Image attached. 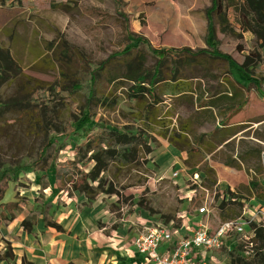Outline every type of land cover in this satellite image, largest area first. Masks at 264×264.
Masks as SVG:
<instances>
[{
    "label": "rangeland",
    "instance_id": "374dc122",
    "mask_svg": "<svg viewBox=\"0 0 264 264\" xmlns=\"http://www.w3.org/2000/svg\"><path fill=\"white\" fill-rule=\"evenodd\" d=\"M118 2L121 3L119 9L115 0H25L21 7L12 5L2 7L0 47L9 50L19 71L2 86L1 105L10 101H22L32 93L40 95L41 89L54 86L57 89V94L53 97L56 116L60 121L71 119L72 107L76 115H80V108L87 107L95 115L96 123L103 120L117 127L133 125L146 128L142 121L143 106H139L126 96L131 84L117 88L116 85L106 86L102 82L99 84L97 93L109 96L111 100L117 102L111 109L108 105L98 104L97 101L89 103L82 92H72V86L83 80L87 70L94 69L123 48L126 43L124 18L117 11L125 13L131 30L146 38L154 48H190L178 46L192 35L186 32L188 23L186 21L192 17L194 25L201 28V19L206 20V10L211 7L212 0H118ZM54 4L61 6L54 8ZM215 27L219 50L228 55L239 67L247 63L246 77L235 73L232 75H237L236 78L242 80L247 88L249 99L251 98L247 111L259 121L255 134L264 140V48L253 34L246 33L243 38L237 39L222 34L219 25L216 24ZM204 32L203 36L201 28L192 36L195 40L201 38L200 40L205 43L207 22ZM190 49L202 50L201 47ZM155 63V58L147 56V68ZM206 69V72L196 68L191 71L185 69L177 78L185 81L196 79L198 82L202 79L205 91L211 96L218 87L216 85L227 79L228 65L219 59L207 65ZM164 72L171 78L169 63L165 64ZM124 73V61L112 59L106 65L102 81ZM211 75L217 76V79L214 80ZM210 80L214 81L207 85ZM157 94L162 101V104L157 106L158 116H170L172 123H177L182 117L194 113V109L190 107H181L178 100L170 96L165 89L157 90ZM150 101L147 97L143 105ZM40 121L39 109L34 111L32 108L19 106L1 114L0 163L3 168L26 166L36 160L38 149L45 137L38 126ZM159 128V125H153L151 130L153 138L150 142L152 153L148 156L141 155L137 162L141 166L131 171L127 169L117 175L116 194H101L93 203H89L79 192L72 191L62 194L60 202L55 199L53 217L64 225L65 230L60 233L52 229V233L65 236L68 226L79 227L82 223L84 228L81 227L80 231L84 230L81 232L83 236L81 240L84 243L90 241L88 245L93 246V250L97 251L99 246L108 248L107 244L115 252L125 250L127 253L135 247L136 240L146 231L145 227L174 230L182 225V217L195 215L201 207L208 210L209 226L213 229L218 228L222 223L218 215V203L214 201L215 196L237 191L240 188H236L240 177L245 180L247 172L243 169L230 171L229 174L224 173L223 182L218 184L217 189L206 190L202 187V179L199 178V170L205 164L199 163V155L192 156L188 160L189 163H182L180 154L177 156L180 157L178 159L181 163L177 158L170 163H158L161 162L166 146ZM60 142L63 149L58 154V162L74 161L76 153L71 140ZM261 148L264 151V145ZM215 165L219 166L220 171L224 170L220 163ZM91 166L90 161H85L78 164L77 168L81 172H86ZM174 172H178L179 176L174 178ZM40 175L41 173L29 170L21 172L18 180L10 183L2 203L15 202L16 193L34 202L39 196L40 189L35 180ZM25 177L30 182L26 181ZM109 177L113 179V172ZM46 193L48 197L49 191ZM242 203H245V212L241 220L249 225L253 219L258 227L264 228V203L257 199H249ZM14 214L16 218L12 222L14 224L21 223L26 216L23 208L14 211ZM42 225L43 223L39 226ZM248 225L242 234H232L225 241L226 245L222 250L203 251L201 254L203 259L211 264H244L233 263L230 255L238 240L249 243L247 255L252 249L255 252V249L264 247V237L261 239L255 237L254 231H249ZM114 243L119 246H114Z\"/></svg>",
    "mask_w": 264,
    "mask_h": 264
},
{
    "label": "trees",
    "instance_id": "16d2710c",
    "mask_svg": "<svg viewBox=\"0 0 264 264\" xmlns=\"http://www.w3.org/2000/svg\"><path fill=\"white\" fill-rule=\"evenodd\" d=\"M24 1L0 0V9L8 5L21 7ZM115 1L117 2V9H119L118 6L121 3L118 0ZM60 6V4L53 5L54 8ZM117 12L124 18L123 28L126 43L121 51L110 55L106 61L98 64L94 69L87 70L83 80L76 82L71 90L72 92H82L89 103L97 101L98 104L108 105V108L111 109L116 106L117 102L111 100L109 96L105 97L101 93L98 94L99 84L102 82L106 86L116 85V88L131 84L126 91V96L128 99L137 102L139 106H143L142 121L146 128L133 125L117 127L103 120L96 123L95 115L87 107L85 109L80 108V115H76L75 111H72L74 108L72 107L71 119L60 121L56 116L53 97L57 94V89L54 86L41 89L40 95L32 93L22 101H10L2 105L0 101V118L4 112L12 111L19 106L27 109L32 108L34 111L39 109L41 121L38 126L45 136L43 144L38 149L36 160L30 165L6 169L0 163L1 220L4 223L8 224L14 220V211H20L23 208L26 213L25 219L21 223L23 232L31 233L40 223H43L46 228L64 232L63 227L53 217L56 208L54 206L55 199L60 202L61 195L70 191L84 195L89 203L96 201L101 194L114 195L117 193L115 187V183L118 182L117 175L127 169L131 171L141 166L140 163H137L141 155L148 156L152 153L150 142L153 133L151 130L155 124L159 126L163 124L158 121L159 116L156 111L157 106L162 104L157 90L162 88L173 95L190 90L193 92L190 99L193 100L194 104L198 103L202 107L203 96L208 93L204 88L193 89L188 87L189 85L182 84L181 81L183 80L177 78L181 71L185 69L191 71V69L196 68L206 72L207 65L220 59L228 65L227 79L228 75L233 76V73L245 76L247 63L239 67L228 55L219 50L216 24L219 25L222 34L233 38L241 39L246 33L253 34L264 48V0H212L211 7L206 10V48L197 51L190 48L156 49L146 38L131 30L125 13ZM147 56L156 59V63L150 68L146 67ZM112 59L124 61L125 73L114 75L104 82L102 77L106 65ZM166 63H169L171 78L165 75L164 66ZM18 71L19 69L9 50L0 47V90L10 80V77L17 74ZM211 77L215 78L214 80L217 79V76L211 75ZM232 84L230 81L229 87L222 89V86H218L211 96L208 94L210 98L208 101H204V106L210 108L195 117L197 122H200L201 119L207 121L215 119L213 109L218 110V113L230 111V113L235 114L243 108L249 97L246 95L244 99V94L234 90ZM147 97L151 101L143 105ZM194 98H196L195 101ZM228 120L227 116L222 127L227 125ZM168 130L169 128L166 129L167 132ZM175 132L173 131L169 138L170 142L177 138L183 145L188 144L186 137ZM226 132H229L228 135L230 136L237 133L233 129L217 128L210 137H216L218 134H225ZM60 140H71L76 153L74 161L58 162V154L63 149ZM226 148L231 153L225 163L222 164L239 171L244 169L249 181L247 185H242L237 191H228L222 196L218 194L215 196L214 201L218 203L217 210L221 223L241 220L245 212L243 201L257 199L264 203V151L248 147L244 141H240L236 158H233V154L236 152L235 141L226 145ZM85 161H90L92 166L88 171L81 172L77 165ZM28 170L41 173L39 178L35 180L36 184L40 185L39 196L34 202H31L16 193L15 202L2 203L10 188V183L16 182L20 173ZM112 172L113 179L109 177ZM199 176L202 179L203 188L206 190L217 189V175L209 163H205L204 167L199 170ZM25 179L29 181L28 178L25 177ZM47 190L49 191L48 197L46 196ZM248 226L249 231H254L255 237L259 239L264 237V228L258 227L253 221ZM248 245L249 243L238 240L233 250L230 251L233 263L264 264V247L255 249V252L252 249V251H248L247 255ZM13 259L14 255L7 243L5 250H0V261L10 262ZM23 264L32 263L23 260Z\"/></svg>",
    "mask_w": 264,
    "mask_h": 264
},
{
    "label": "crops",
    "instance_id": "0c3cea01",
    "mask_svg": "<svg viewBox=\"0 0 264 264\" xmlns=\"http://www.w3.org/2000/svg\"><path fill=\"white\" fill-rule=\"evenodd\" d=\"M186 23V32L188 34H192L194 36L196 32L198 33V31L203 28L204 36V31L206 28L205 18L201 19V28L194 25L192 17H189ZM192 35L189 36L190 39L184 40V43H181L182 45L178 46H189L190 48L201 47V49H205L206 44L202 40H200L201 38L198 39V41L195 40ZM153 42L155 43V41ZM236 76L237 75H228L227 80L218 83L216 86H222V89H224L226 87H229L231 81L233 83V89L239 93L241 92L242 94H244L245 99L246 95H248V91L246 90L247 88L244 82L242 80H239V78L237 79ZM199 80H201L199 81L200 83L196 79L188 81L183 80L181 81V83H184L186 86L189 85L188 87H191L193 89H196L198 87L204 88V81L202 79ZM211 82L212 80L208 81L207 84L210 85ZM217 82L218 81H216V83ZM168 93L171 94L170 96L178 100V104L181 107H190L191 109H194V113L187 115L186 117H182V119L178 120L177 123H172L170 116H159L158 121L163 123L160 124L159 130L161 129L160 131H162V141L166 146L164 147L165 152L162 155L161 162L159 161L158 163H170L171 161H176V158H180L179 156H177V154H180V156L182 157V163H189L188 160L192 156L199 155V163H209L216 172L218 184H222V179H224L225 177L224 173L229 174L230 171L236 170L222 164L225 163V161L228 159L227 157L231 153L229 152V149L226 148V145L235 141L236 152L233 154V158H236L237 148L239 147L240 141H244L248 147L262 149L261 146L264 145V140L258 138V135L255 134L256 126L259 121H256V117L251 115V113L247 111L251 102V98L243 106V108L235 114L233 112L230 113V111H225V113H218V110L213 109V115L215 116V119L213 118L210 121L201 119L200 122H197L195 120V117L200 115L202 111L210 108L204 106V101H208L210 98L208 94H205L203 96V103L201 107L198 103L194 104L193 100L190 99L193 95V92H191L190 90L188 92L174 93V95L171 92ZM195 99L196 98H194V101ZM227 116L229 119L226 123L227 125L222 127V124H224ZM207 127L212 129L206 130ZM167 128H169L168 132L166 131ZM217 128L233 129L237 133L233 136H230L228 135L229 132H226L225 134L220 133L216 137H210L211 133ZM173 131H176L183 137H186L188 140V144L183 145L177 138H174V140L170 142L169 138L171 137ZM178 160L181 163V160ZM215 163H220V166L224 170L220 171L218 169L219 166L215 165ZM248 181V175H246L245 180L240 177L239 183L238 185H236V188L241 187L242 185H247ZM208 217L209 213L199 214L198 212L195 215L182 217V225L180 227H176L173 231L177 236L183 238L190 236L192 232L199 228L201 225H205L208 227V229L214 230L209 226L207 222ZM14 220L9 222L8 224L4 223L1 220L0 202V250L4 251L8 243L14 255V259L12 261H0V264H23V260H26L27 262L32 264H149L144 256L137 253L135 247H133V249L127 253L125 250L115 252V250L111 249L107 244L106 246L108 248L99 246V248H97V251L93 250V246L90 247V245H88L90 241L84 243L81 240L83 237L81 232L84 230L81 229L80 231L81 227L84 228V225L82 223L79 227L68 226L69 229L67 231V234L65 236H59V234L57 233H52V228H46L44 225L40 227L39 225L42 223L38 225L39 227L36 226L31 233L23 232L21 227V223L23 220L19 224L12 223ZM57 222L65 230L64 225H62V223H60L59 221ZM148 229L149 227H145L146 231L144 233H146ZM71 231L74 233L69 234V232ZM91 243L94 244L93 241H91ZM114 246L118 247L119 245L114 243ZM167 248L168 247L164 246L162 248V251L166 250ZM201 254L202 253L200 251L197 255L199 258H196L197 262L200 261L202 257Z\"/></svg>",
    "mask_w": 264,
    "mask_h": 264
},
{
    "label": "built area",
    "instance_id": "2783aa9c",
    "mask_svg": "<svg viewBox=\"0 0 264 264\" xmlns=\"http://www.w3.org/2000/svg\"><path fill=\"white\" fill-rule=\"evenodd\" d=\"M178 176V172L173 173L174 178ZM196 177L198 178V175ZM198 213L207 214L208 210L201 207ZM246 225L248 224L244 220L222 223L214 230L201 225L190 236L183 238L171 229L153 227L136 240L135 249L149 264H211L204 260L203 256L197 262L198 253L222 250L226 245L225 241L232 234H242ZM164 246L168 248L162 251Z\"/></svg>",
    "mask_w": 264,
    "mask_h": 264
}]
</instances>
